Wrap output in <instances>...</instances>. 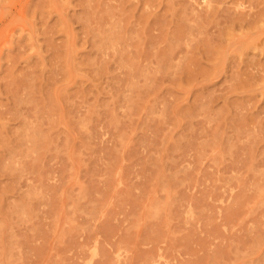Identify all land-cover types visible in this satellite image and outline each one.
<instances>
[{"label": "rangeland", "instance_id": "obj_1", "mask_svg": "<svg viewBox=\"0 0 264 264\" xmlns=\"http://www.w3.org/2000/svg\"><path fill=\"white\" fill-rule=\"evenodd\" d=\"M0 264H264V0H0Z\"/></svg>", "mask_w": 264, "mask_h": 264}]
</instances>
